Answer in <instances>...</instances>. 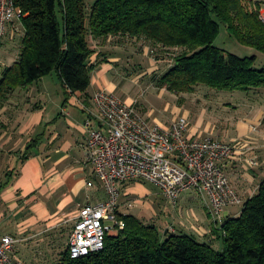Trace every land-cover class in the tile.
<instances>
[{"label": "trees", "instance_id": "16d2710c", "mask_svg": "<svg viewBox=\"0 0 264 264\" xmlns=\"http://www.w3.org/2000/svg\"><path fill=\"white\" fill-rule=\"evenodd\" d=\"M24 15L18 61L0 80V107L19 88L56 74L66 97L88 96L95 43L110 38L145 40L162 49H180L158 79L175 94L207 86L223 92L264 90V68L256 56L239 57L214 45L223 24L242 46L264 53V17L253 0H14ZM101 57V55H98ZM9 183V182H8ZM8 183L0 185V195ZM237 215L223 218L213 234L215 247L195 235L160 230L133 215L120 216L125 229L108 236L106 248L79 259L69 249L57 264H264V181L241 203Z\"/></svg>", "mask_w": 264, "mask_h": 264}, {"label": "crops", "instance_id": "0c3cea01", "mask_svg": "<svg viewBox=\"0 0 264 264\" xmlns=\"http://www.w3.org/2000/svg\"><path fill=\"white\" fill-rule=\"evenodd\" d=\"M15 26L19 28L17 31ZM24 34L22 22L8 26L0 44V80L4 71L18 61ZM114 39L119 38H110L104 46L94 42L98 49L94 59L106 61L93 72L88 96L76 92L66 97L63 89L52 86L56 83L54 77L46 76L27 88L17 89L0 107V185L9 182L0 195V241L11 236L4 229H15L29 236L28 239L43 237L52 231L73 230L79 211L87 203L108 199L104 184L86 162L83 146L88 137L85 123L92 116V97L99 90L117 95V79L123 75L125 67L118 52L130 51L129 47L122 51L126 45H114ZM130 52L140 51L132 49ZM162 90L169 92L166 88ZM247 94L238 101H219L226 115L213 114L214 120L207 126L203 125L204 116L198 125H192L191 113L184 111L183 105L174 106L172 111L167 104L166 109L172 113L162 118L154 117L146 108H137L152 125L169 126L180 117L188 118L190 139L212 136L233 145L237 143L234 156L223 164V169L245 202L264 181V90ZM173 95L178 98L184 94ZM120 99L135 105L132 99ZM92 125L95 129L102 128L96 120ZM13 167L14 172H11ZM121 187L125 188L126 200H120V216L139 218L133 211L132 195L145 197L148 191L140 183ZM192 197L188 198V206L194 204ZM138 201L142 200L135 203ZM204 209L209 215L206 204ZM237 214L239 212L229 215ZM198 224L195 229L185 227L181 232L209 242L211 230L207 231L206 224Z\"/></svg>", "mask_w": 264, "mask_h": 264}, {"label": "built area", "instance_id": "2783aa9c", "mask_svg": "<svg viewBox=\"0 0 264 264\" xmlns=\"http://www.w3.org/2000/svg\"><path fill=\"white\" fill-rule=\"evenodd\" d=\"M23 18L14 0H0V44L8 26L21 23ZM91 103L92 116L85 123L88 137L83 149L108 199L89 202L79 211L68 242L71 258L102 252L107 237L125 229L118 212L122 184L155 185L173 205L184 192L197 190L208 197L216 218L222 217L225 208L242 203L223 169L235 154L233 144L212 137L188 138L186 117L169 126L152 125L136 105L126 104L107 90L97 91ZM93 120L102 128H93ZM16 244L12 236L1 239L0 264H25L12 256Z\"/></svg>", "mask_w": 264, "mask_h": 264}, {"label": "rangeland", "instance_id": "374dc122", "mask_svg": "<svg viewBox=\"0 0 264 264\" xmlns=\"http://www.w3.org/2000/svg\"><path fill=\"white\" fill-rule=\"evenodd\" d=\"M91 1L92 0H89V2ZM253 1L259 2L261 14L264 17V0ZM112 42L114 45L119 46H122L124 43L126 46H123L125 48H122V51L128 47L130 51H132V49L140 51L128 52L126 49L125 52H118L120 57L124 60L125 67L123 69V75L117 79V95L124 100L132 99L135 101L134 104L138 108H144V110L147 109V111L153 112L154 117L162 118L164 116H170L174 106L183 105V110H188L191 113L189 120L192 125H198L197 123L201 121L204 116L205 120L203 121V125L207 126L214 120L213 114H220L219 116L226 115V111H222L224 109H222L221 104H218L219 101H222L221 103H223V101H238L239 98L248 96L247 93L241 91L223 92L202 85L197 87L194 93H187L182 97L179 96L181 94H177L179 97L177 96L178 98H176L172 92L163 91L157 82L158 79L171 68L174 63L173 57L181 52L180 49L166 50L156 47L145 40L138 41L127 38L114 39ZM214 45L242 58L256 56V68H264V53L240 45L229 34L223 24H221L220 34L214 42ZM49 76V78L54 77L56 81L55 84H52V86H57L55 89L59 88L65 91L61 81L55 73ZM239 103L241 104V102ZM167 104L171 105V112L166 109ZM231 113L234 116L236 115L233 111H231ZM235 144L237 145V143ZM11 172H14V167L11 168ZM140 184L145 186L148 195L141 197L139 194H134L132 195V197H134L132 199L134 200H132L131 203L134 202L133 211L136 212L142 222L155 225L162 233L166 230H176L180 233L185 227H193L195 229V226L198 227V223L201 222L206 224L207 231L211 230L212 233L209 238L210 241L215 243L216 248H220L223 242L222 239H218L216 234H213V230L217 229L219 222L223 218L230 216V213L233 212V214H236L242 210V205L229 206L225 208L221 218H216L210 211L209 202L207 200L208 197L197 190L192 189L184 192L177 205H173L155 185L150 183ZM121 186L122 185H120L121 201H123L126 200L125 188ZM190 196H193L192 198H194L195 201L194 204L191 203V205L188 206L187 201ZM139 197H141V199ZM136 200L142 201L135 203ZM205 204L209 215L205 212ZM7 230L8 229H4L5 232H8L17 240L15 251L12 254L14 258L26 264H57L68 249V240L72 228L59 231L60 233L56 231L48 232L43 234V237H38L36 239H28L29 236L27 237L25 234H20L15 229L10 231Z\"/></svg>", "mask_w": 264, "mask_h": 264}]
</instances>
